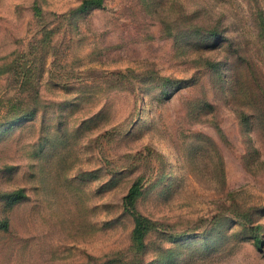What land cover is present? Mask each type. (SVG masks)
Segmentation results:
<instances>
[{"label": "rangeland", "instance_id": "rangeland-1", "mask_svg": "<svg viewBox=\"0 0 264 264\" xmlns=\"http://www.w3.org/2000/svg\"><path fill=\"white\" fill-rule=\"evenodd\" d=\"M92 1L0 0V264H264V0Z\"/></svg>", "mask_w": 264, "mask_h": 264}, {"label": "trees", "instance_id": "trees-1", "mask_svg": "<svg viewBox=\"0 0 264 264\" xmlns=\"http://www.w3.org/2000/svg\"><path fill=\"white\" fill-rule=\"evenodd\" d=\"M92 2H101V0H93ZM141 219H142V217L138 214V215H136V220L138 221V224L140 223V221H141ZM137 233H139V234H143V231H136Z\"/></svg>", "mask_w": 264, "mask_h": 264}]
</instances>
